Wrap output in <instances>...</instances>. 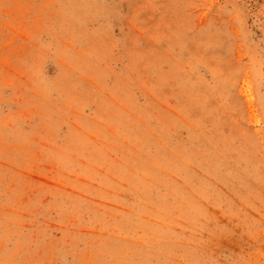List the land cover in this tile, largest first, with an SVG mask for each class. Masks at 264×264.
<instances>
[{
    "label": "rangeland",
    "instance_id": "1",
    "mask_svg": "<svg viewBox=\"0 0 264 264\" xmlns=\"http://www.w3.org/2000/svg\"><path fill=\"white\" fill-rule=\"evenodd\" d=\"M0 264H264V0H0Z\"/></svg>",
    "mask_w": 264,
    "mask_h": 264
}]
</instances>
